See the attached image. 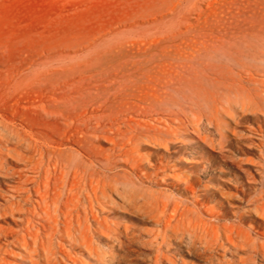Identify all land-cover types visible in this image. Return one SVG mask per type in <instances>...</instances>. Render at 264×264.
Wrapping results in <instances>:
<instances>
[{
    "label": "rangeland",
    "instance_id": "1",
    "mask_svg": "<svg viewBox=\"0 0 264 264\" xmlns=\"http://www.w3.org/2000/svg\"><path fill=\"white\" fill-rule=\"evenodd\" d=\"M247 7L251 10L254 5ZM174 14L160 0H0V109L11 121L22 122L29 139L62 143L64 159L106 186L102 215L113 230L97 240L108 255L103 264H264V172L249 181L243 171L254 169L248 158L264 164L258 125L264 129V119L259 121L248 110L241 122L232 120L222 127L224 136L217 123L206 118L197 127L191 117L187 127L180 128L178 121H171V106L155 103L150 109L142 103L140 110L131 108L128 104L140 100L130 98L122 104L126 93L116 98L105 94L112 75L103 70L92 73L95 66L106 67L137 52L147 36L168 24ZM121 42L125 49L116 51ZM62 66H68L73 83L69 95L79 88L85 94L97 89L102 94L99 110L92 108V100L86 105L90 118L83 124L67 125L64 121L70 118L57 108L64 85L55 88L59 77L46 76ZM13 77L21 79L17 87ZM143 118L159 129L150 125L130 129L129 124ZM155 203L166 207L157 212ZM212 208L222 216L213 222L236 223L253 242L236 252L228 243L221 246L214 234L198 231L194 236L182 227L168 232L166 239L156 237L170 215L209 218Z\"/></svg>",
    "mask_w": 264,
    "mask_h": 264
},
{
    "label": "bare ground",
    "instance_id": "2",
    "mask_svg": "<svg viewBox=\"0 0 264 264\" xmlns=\"http://www.w3.org/2000/svg\"><path fill=\"white\" fill-rule=\"evenodd\" d=\"M160 2L175 12L168 24L158 31L153 30L151 35L147 34L148 41L145 39L144 46H139L137 52H128L126 58L109 63L107 68L95 66V73L93 70L88 72L89 75L91 72L99 75L103 70L107 75H112L105 84V94L116 98L120 93H126L127 101L122 104L129 103L130 98L138 99L139 102L133 100V104L128 105L139 110L142 103L150 109L155 103L167 104L171 106V121H178L180 128H186L187 120L191 117L197 127L206 118L209 123H217L222 136V127L232 120L241 122L248 110L255 113L259 121L260 118L264 119V0ZM249 3L254 5L251 10L247 7ZM115 49L124 50V42L117 44ZM47 75L59 77L55 88L64 85L63 89H58L63 94V101L57 103V108L70 118L64 121L67 125H80L90 118L86 116L89 101L92 100L95 110L102 107L103 101L98 104L102 96L98 89L88 94L80 88L76 94L67 93L73 85L70 83L68 66H62L57 71L52 69ZM20 80L19 77L14 78L16 87ZM135 122V125L129 124L130 129L145 125L159 129L144 118ZM21 123L11 121L0 111V264L105 263L108 255L97 240L102 234H109L113 230L102 215L103 202L108 197L106 186L102 185L100 179L89 177L78 167L72 166L69 158L64 159L62 143L49 140L40 143L29 139L24 135ZM258 125L263 144L264 129L260 122ZM161 131L169 132V128H161ZM234 133L238 135L236 131ZM248 160L252 161L254 169L243 168V171L249 181H253L257 174L264 172V164L252 158ZM2 185L6 186L5 190ZM190 187L195 192L192 183ZM155 204L157 212L166 207L165 204ZM207 214L209 218L200 215L195 220L182 212L178 217L174 213L166 219L164 229L156 237L161 235L166 239L164 235L176 233L182 227L183 230H191L194 236L198 231L207 233V236L214 234L221 246L228 243L236 252L253 242L236 223L213 222L211 219L221 221L222 216L218 211L212 208ZM207 244L211 250L213 247L209 241Z\"/></svg>",
    "mask_w": 264,
    "mask_h": 264
}]
</instances>
